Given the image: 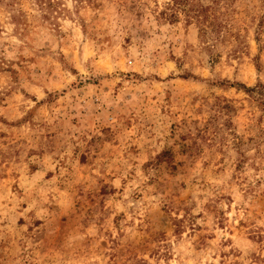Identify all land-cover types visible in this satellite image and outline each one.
I'll return each instance as SVG.
<instances>
[{
    "label": "rangeland",
    "instance_id": "rangeland-1",
    "mask_svg": "<svg viewBox=\"0 0 264 264\" xmlns=\"http://www.w3.org/2000/svg\"><path fill=\"white\" fill-rule=\"evenodd\" d=\"M0 264H264V0H0Z\"/></svg>",
    "mask_w": 264,
    "mask_h": 264
},
{
    "label": "trees",
    "instance_id": "trees-1",
    "mask_svg": "<svg viewBox=\"0 0 264 264\" xmlns=\"http://www.w3.org/2000/svg\"><path fill=\"white\" fill-rule=\"evenodd\" d=\"M176 4L180 5V4H183L185 2H190L191 0H173ZM192 6V4H191Z\"/></svg>",
    "mask_w": 264,
    "mask_h": 264
}]
</instances>
